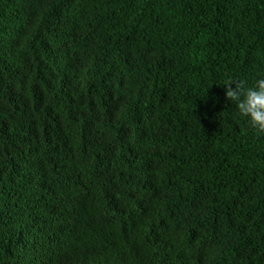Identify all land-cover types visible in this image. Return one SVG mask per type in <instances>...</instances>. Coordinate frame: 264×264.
Returning a JSON list of instances; mask_svg holds the SVG:
<instances>
[{"label": "trees", "instance_id": "trees-1", "mask_svg": "<svg viewBox=\"0 0 264 264\" xmlns=\"http://www.w3.org/2000/svg\"><path fill=\"white\" fill-rule=\"evenodd\" d=\"M259 73L264 0H0V264H264Z\"/></svg>", "mask_w": 264, "mask_h": 264}, {"label": "clouds", "instance_id": "clouds-1", "mask_svg": "<svg viewBox=\"0 0 264 264\" xmlns=\"http://www.w3.org/2000/svg\"><path fill=\"white\" fill-rule=\"evenodd\" d=\"M220 85L225 86L226 98L234 105L236 115L256 135L264 136V73L251 81L229 77Z\"/></svg>", "mask_w": 264, "mask_h": 264}]
</instances>
